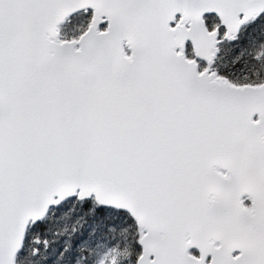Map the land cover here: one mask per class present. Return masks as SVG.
I'll return each instance as SVG.
<instances>
[{"label": "snow or ice", "instance_id": "1", "mask_svg": "<svg viewBox=\"0 0 264 264\" xmlns=\"http://www.w3.org/2000/svg\"><path fill=\"white\" fill-rule=\"evenodd\" d=\"M0 264H264V0H0Z\"/></svg>", "mask_w": 264, "mask_h": 264}]
</instances>
